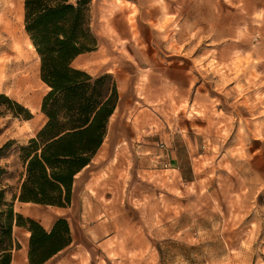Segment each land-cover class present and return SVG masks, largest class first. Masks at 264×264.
Here are the masks:
<instances>
[{"label": "rangeland", "instance_id": "obj_1", "mask_svg": "<svg viewBox=\"0 0 264 264\" xmlns=\"http://www.w3.org/2000/svg\"><path fill=\"white\" fill-rule=\"evenodd\" d=\"M23 8L0 0V95L31 114L0 115V147L12 142L0 162L5 199L16 211L17 148L44 124L47 92ZM90 11L97 48L73 67L120 74L138 101L128 116L137 138L165 160L130 162L126 191L108 196L126 205L130 226L106 262L264 264V0H91ZM132 44L144 68L129 59Z\"/></svg>", "mask_w": 264, "mask_h": 264}, {"label": "trees", "instance_id": "obj_2", "mask_svg": "<svg viewBox=\"0 0 264 264\" xmlns=\"http://www.w3.org/2000/svg\"><path fill=\"white\" fill-rule=\"evenodd\" d=\"M91 0H24L23 26L39 60V79L47 88L40 113L44 124L17 148L22 167L18 201L67 208L75 176L101 147L118 92L110 75L93 77L72 62L96 50L91 30ZM0 115L28 121L30 112L0 95ZM12 142L0 147V162L8 158ZM7 166L0 165V264H11L13 227L29 233L28 264H44L71 243L68 223L58 219L50 231L15 214L5 199ZM15 196L12 201L15 200Z\"/></svg>", "mask_w": 264, "mask_h": 264}, {"label": "crops", "instance_id": "obj_3", "mask_svg": "<svg viewBox=\"0 0 264 264\" xmlns=\"http://www.w3.org/2000/svg\"><path fill=\"white\" fill-rule=\"evenodd\" d=\"M127 51L129 59L134 61L137 67L144 68L137 46L129 45ZM113 75L118 103L109 119L101 147L89 165L74 178L70 206L58 208L19 202L21 206L17 211L13 206L15 214L38 223L46 231H50L58 219L67 221L71 234L70 245L44 264H108L106 260L116 258L117 253L123 250H117L121 245L120 241L123 243L126 240L127 231L122 228L130 224L126 205L113 202L114 197L110 199L108 196L124 194L126 191L124 179L130 162H159L160 159L165 161L162 150L151 153L155 151L150 144L143 138H137L139 132H134V124L130 123L128 116L135 109L133 103L138 101L127 94L124 79L120 74ZM199 95H195V100L203 96L202 93ZM149 98L148 94L146 99ZM158 147L163 149L162 144ZM117 211L122 213L118 214ZM13 229L21 233L22 240L18 241L19 248L12 251L11 264H28L29 233L24 228L14 226Z\"/></svg>", "mask_w": 264, "mask_h": 264}, {"label": "bare ground", "instance_id": "obj_4", "mask_svg": "<svg viewBox=\"0 0 264 264\" xmlns=\"http://www.w3.org/2000/svg\"><path fill=\"white\" fill-rule=\"evenodd\" d=\"M1 32H2V31H1ZM1 32H0V33H1ZM0 35H1V34H0Z\"/></svg>", "mask_w": 264, "mask_h": 264}]
</instances>
